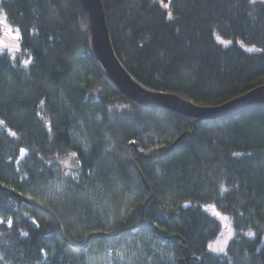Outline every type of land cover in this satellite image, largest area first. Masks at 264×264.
I'll return each mask as SVG.
<instances>
[{
	"label": "trees",
	"instance_id": "trees-1",
	"mask_svg": "<svg viewBox=\"0 0 264 264\" xmlns=\"http://www.w3.org/2000/svg\"><path fill=\"white\" fill-rule=\"evenodd\" d=\"M101 3L114 55L145 89L205 107L264 85L260 1ZM0 10L19 32L0 53V264H83L143 236L172 250L154 264H264V105L214 121L146 110L96 63L80 0ZM81 54L90 75L74 84ZM204 206L230 219L222 253L206 249L219 224Z\"/></svg>",
	"mask_w": 264,
	"mask_h": 264
},
{
	"label": "water",
	"instance_id": "water-1",
	"mask_svg": "<svg viewBox=\"0 0 264 264\" xmlns=\"http://www.w3.org/2000/svg\"><path fill=\"white\" fill-rule=\"evenodd\" d=\"M88 18L91 53L114 89L146 110H167L193 121H214L253 105H264V85L217 106H199L172 93L154 92L135 82L112 51L101 0H80ZM166 1V0H164Z\"/></svg>",
	"mask_w": 264,
	"mask_h": 264
},
{
	"label": "rangeland",
	"instance_id": "rangeland-1",
	"mask_svg": "<svg viewBox=\"0 0 264 264\" xmlns=\"http://www.w3.org/2000/svg\"><path fill=\"white\" fill-rule=\"evenodd\" d=\"M256 1H260V3L264 4L262 0ZM17 30L18 29L16 27L8 25L3 13L0 10V53L3 51L15 52L18 50V39L15 37V33ZM215 39L222 45H226L228 43V41L223 40L218 36H215ZM240 46L248 51L254 48L252 46L243 45L242 43L240 44ZM72 64L73 71L70 79L74 84H78L81 81L83 82L86 76H88V74L90 75V70L86 66V62L82 54L81 56L77 57ZM77 137L79 138V140H82L80 135H78ZM69 166V159L64 158L62 161V169L65 174L68 173V168L66 167ZM60 182L61 180L59 179V177L56 178V185ZM204 210L213 218L215 217L219 224L218 232L215 234L213 240L209 241L206 244V249L207 251L212 253H222L221 251H212V249L223 248L225 250L226 243L233 236L230 219L228 218V216L219 213L212 206H204ZM99 217H101L99 219L100 221L108 222L111 215L100 213ZM148 256H151V258H148ZM164 260L167 263L173 260L172 250L167 247V245H163V243L147 236L141 237L139 242L135 241L133 245L128 244V246H126L125 244L121 245L120 243H114L112 245L106 244L100 249L92 248L90 250H87L85 255L83 256V264H154L157 262H162Z\"/></svg>",
	"mask_w": 264,
	"mask_h": 264
},
{
	"label": "snow or ice",
	"instance_id": "snow-or-ice-1",
	"mask_svg": "<svg viewBox=\"0 0 264 264\" xmlns=\"http://www.w3.org/2000/svg\"><path fill=\"white\" fill-rule=\"evenodd\" d=\"M253 2H254V0H253ZM262 2H264V0H262ZM15 37H16L17 39H19V32H18V30H17L16 33H15ZM10 223H11V222H9V224H10ZM210 247H211V246H210ZM212 251H221V252H223L224 249H223V248H220V249H215V248H213Z\"/></svg>",
	"mask_w": 264,
	"mask_h": 264
}]
</instances>
